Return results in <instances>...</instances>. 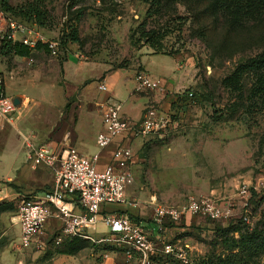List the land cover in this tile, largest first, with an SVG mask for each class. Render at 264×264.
I'll use <instances>...</instances> for the list:
<instances>
[{
    "label": "rangeland",
    "instance_id": "rangeland-1",
    "mask_svg": "<svg viewBox=\"0 0 264 264\" xmlns=\"http://www.w3.org/2000/svg\"><path fill=\"white\" fill-rule=\"evenodd\" d=\"M7 1L18 18L30 5L40 8L44 25L22 19L36 26L45 42L67 41L74 32L78 38L77 43L67 42L65 50L59 48L56 56L42 53L43 63L35 59L28 64L17 57L21 60L17 66H26L42 80L9 79V57L0 55L6 95L15 99L24 93L31 99L24 100L26 110L18 127L39 145L52 144L59 154L77 149V135L85 153L97 150V113L79 97L88 83L94 81L92 87H97L102 73L121 70L115 72L119 76L115 99L122 104L121 115L134 121L142 118L147 107L146 96L134 93L132 81L142 65L150 75H163L169 84L181 86L165 92L167 98L190 89L194 93L193 101L185 105L184 128L179 133L145 144L137 139L131 145L134 152L139 151L135 183L127 191L129 204L121 208L150 226L154 202L180 206L190 199H211L225 217L193 216L178 224L166 222L165 239L158 246L162 252L154 258L155 264H201L208 258L228 256L245 233L241 220L251 231L264 232V92L255 93L263 71H249L239 82L229 79L239 65L264 51V11L238 16L216 0ZM147 31L168 33L161 51L142 39ZM69 56L76 62L71 60L74 66L66 76L51 58L62 62ZM178 62L186 69L184 80ZM69 83L75 89L67 98ZM11 140L14 150L21 151L19 135L14 132ZM7 175L0 172V180ZM243 189L247 194L241 193ZM134 202L139 205L131 206ZM57 228L47 226L41 242L23 248L19 225H15L8 238L0 241V264H104L103 254L112 253L85 240L66 239L59 245L54 241ZM88 233L99 238L109 235V230L100 223ZM7 240L10 245L4 248ZM256 242L262 244L264 235ZM166 247L173 250L171 254L163 252ZM249 258V264H264V250Z\"/></svg>",
    "mask_w": 264,
    "mask_h": 264
},
{
    "label": "built area",
    "instance_id": "built-area-1",
    "mask_svg": "<svg viewBox=\"0 0 264 264\" xmlns=\"http://www.w3.org/2000/svg\"><path fill=\"white\" fill-rule=\"evenodd\" d=\"M34 28L12 17L0 6V48L3 42L10 41L38 52L35 51L37 46L43 44L50 54L56 56L61 43L45 42L42 34ZM135 81L134 93L164 92L142 67L136 72ZM0 86L1 129L5 125L15 126L23 117L26 106L22 102L16 105L15 99L6 95L1 76ZM99 91L108 94L99 104L104 128L96 139L99 151L124 136L105 169L97 168L99 153L89 157L76 149H65L58 154L48 145L37 144L35 137L21 134L32 166L50 169L55 184L53 191L45 196L23 198L19 208V245L27 248L41 242L40 236L45 234L48 222L54 218L61 223L54 238L59 245L66 239L88 240L102 248H114L113 252H123L127 262L139 259L141 264H153V259L162 252L158 246L165 239L162 235L166 231V222L178 224L183 218L193 216L219 220L225 217L223 209L211 199H190L180 206H163L154 202L152 222L158 235L142 222L134 221L127 213H105V210L108 205L129 204L127 191L135 183L133 167L137 162V154L131 147L134 141L141 139L144 144L151 140L162 141L179 133L184 128L185 105L193 101L194 93L177 95L175 102L179 103V107L175 111L150 105L144 109L142 118L134 121L121 115L122 104L109 94L104 83L99 84ZM241 193L247 194V190L243 189ZM70 198L77 200L81 213L75 212V203L69 201ZM130 205L137 207L139 204L134 202ZM100 223L108 228L109 235L95 238L88 230ZM172 251L170 247L163 250L165 254ZM108 257L109 253L103 254L104 259Z\"/></svg>",
    "mask_w": 264,
    "mask_h": 264
},
{
    "label": "crops",
    "instance_id": "crops-1",
    "mask_svg": "<svg viewBox=\"0 0 264 264\" xmlns=\"http://www.w3.org/2000/svg\"><path fill=\"white\" fill-rule=\"evenodd\" d=\"M70 47L71 46L69 45V49H71ZM42 53L47 54L49 52H46V51L39 52L38 51V52H34L29 58H23V57H20V58H22V60L24 61H27L28 64H30V62L35 59L38 62L43 63L44 56ZM36 54L38 55L35 56ZM16 59H17V56H10L8 58L7 65H8L9 79H13L15 76H19V77L31 76L35 80H42V78H35L33 72L30 70L28 71V68L26 66H24V68H20L19 66H17V64H19L21 60L17 61ZM71 60H74L76 62L74 56H69L67 59L66 58L62 59V62H59V60H57L56 58H51L52 62L53 61L54 63L57 62V65L59 66V70L63 68L66 76L68 74L67 72L71 70L74 66L71 63ZM180 61H182V59H180ZM176 65L179 66V62L176 63ZM179 67L182 71L183 80H184L185 74L187 73L185 71L186 69H184V64L183 65L181 64ZM142 68L148 71L143 65H142ZM26 70L28 73H25ZM39 70L41 71V68ZM119 71L121 70L118 69L114 71H109L107 74L102 73L98 79V84H96L97 87L95 88L92 87L94 81L92 83H88L82 89V92L79 97V99L88 103L89 109L91 111L97 113V119H98V123L100 126L99 133H101L104 130L103 123H102L103 118H102L99 104H101L108 96L107 93H102L99 91V84L104 83L109 90V94L115 97L114 84L116 81H118V77H119L117 76V74H115V72L117 73ZM21 72H24V73H21ZM169 75L170 73H168L166 76H169ZM66 76L64 78L65 82H66ZM1 77L4 80L3 88L6 92V89H5L6 88L5 87L6 77L4 76H1ZM151 77L156 83H158L164 89L163 90L164 92L148 91V92L142 93L141 95L146 96L145 98L147 100L145 103V106L155 105L158 108L162 110H166V111L173 110L174 105H178L177 107H179V103L175 102L176 95L167 98V96L165 95V92L174 91L175 89H180L181 86L176 88L175 86L177 84L175 86L174 84L173 85L169 84L167 82V79L163 75L161 76L151 75ZM132 81L135 82L134 88H136L135 74L132 76ZM70 86H72L73 88ZM68 88H69L68 91H65V96L67 98H69L71 93L73 92L72 89H75L71 83L68 84ZM63 89L65 90V87ZM15 96H16L15 99H18L19 102H22L23 104H24L25 99L28 101L31 100L24 93H19ZM14 132L17 133L19 137L22 139L23 144H22L21 151L19 152L18 151L16 152L14 150V145H12V142H11L12 141L11 137ZM21 134H24V133L18 127L17 122L15 126L5 125L4 127L0 129V172H7L8 174L7 176H4L3 179L0 180V205L5 206L4 208L0 209V241L2 239L8 238V233L10 229H12L15 225H19V208L21 205L20 203L21 200L25 197H30V196H39V197L45 196L47 193H51L53 191V187L55 184L54 174L50 169H47L46 167H43V166L37 167V168H34L32 166L31 162L29 161L28 150L25 147V143H24V140ZM123 137L124 136L116 139V141L111 146L106 148L105 150L99 151L97 147L96 151L85 153L84 152L85 144H83V142L78 141V136L76 135V142H75L76 147H77L76 150H78L80 153L86 156H89V157L99 153V161L97 162V168L99 170H103L107 166L110 165L113 154L117 146L119 145V143L123 140ZM82 144L84 146H82ZM42 145H48L50 148L56 150V148L52 146V144H42ZM24 149L26 150V152ZM138 152L139 151H137L136 154H138ZM134 169H135V165L133 167V172H134ZM68 200L75 203L74 209L76 213L82 212L80 206L78 205L77 200L71 199V198ZM122 206H125V205H108L106 206L105 213L107 212L127 213L128 210L122 209L121 208ZM50 225L53 227L55 226L58 227L57 232L59 231L61 227L60 221L54 218L48 222L47 226H50ZM147 227L148 229L154 230L155 235H158V233L156 232L155 226L150 225ZM20 232L21 230H20V225H19V234ZM9 245H10V241L7 240L4 248H7ZM162 256L163 254L161 255V257ZM104 264H141V261L139 259H134L130 262H127V259L124 256V253L121 251H117V252L110 253L109 257L107 259H104Z\"/></svg>",
    "mask_w": 264,
    "mask_h": 264
},
{
    "label": "trees",
    "instance_id": "trees-1",
    "mask_svg": "<svg viewBox=\"0 0 264 264\" xmlns=\"http://www.w3.org/2000/svg\"><path fill=\"white\" fill-rule=\"evenodd\" d=\"M217 4L219 5H226L229 9H232L235 11V13L239 15H251L255 16L258 14H261L264 11V0H216ZM0 6L9 13L12 17L28 23L27 21L23 20H33L34 24L37 26L44 25L45 16L40 10L39 7L35 5L28 6L23 13L20 14V17L15 16V10L11 6L8 5L7 0H0ZM23 18V19H22ZM168 36L167 32H155V31H147L143 32L142 39H147L148 45H150L151 48H153L156 51H161L163 49V40ZM61 42V48L65 50V47L67 45V42H73L77 43L78 38L77 34L74 32L70 39L67 41H60ZM35 51H46L49 52L48 48L43 45L39 44ZM34 53V50H31L21 44H13L12 42H3L1 48H0V55L3 58L10 57V56H17V57H23V58H29ZM255 70H262L263 74L258 78L257 84L258 88L255 93H263L264 92V51L257 56L256 58H253L237 67L233 75L229 78L233 82H239L240 77L249 72V71H255ZM192 90H188L184 92L183 95L188 96L189 93ZM66 108H69L67 105ZM23 200V199H22ZM21 200V202H22ZM20 202V203H21ZM5 206L0 205V209L4 208ZM130 217L136 221L141 222L138 218L131 216ZM241 224L243 225L244 234H241V238L236 241V245L234 246V249H232V252L226 256V257H214V258H208L201 264H249L250 256L260 253L261 250H264V242L260 244V242H256V239H260L264 235V232L261 233L258 230L251 231L249 226L244 223V221L241 220ZM237 229V228H236ZM242 229V228H241ZM264 229V224H263ZM73 241H82V239H72ZM88 241V240H85ZM90 242V241H89ZM94 247L101 248L102 250H107L110 252L115 251L114 248L111 247H105L102 248L99 245L92 244ZM235 249H238V253H233ZM153 264H155L153 259Z\"/></svg>",
    "mask_w": 264,
    "mask_h": 264
},
{
    "label": "water",
    "instance_id": "water-1",
    "mask_svg": "<svg viewBox=\"0 0 264 264\" xmlns=\"http://www.w3.org/2000/svg\"><path fill=\"white\" fill-rule=\"evenodd\" d=\"M20 102L18 99H15V104L18 105Z\"/></svg>",
    "mask_w": 264,
    "mask_h": 264
}]
</instances>
